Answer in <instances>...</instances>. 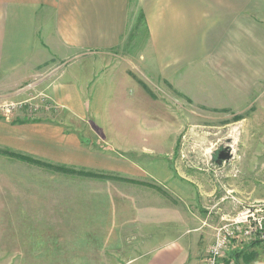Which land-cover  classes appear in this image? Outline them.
<instances>
[{
    "label": "rangeland",
    "instance_id": "1",
    "mask_svg": "<svg viewBox=\"0 0 264 264\" xmlns=\"http://www.w3.org/2000/svg\"><path fill=\"white\" fill-rule=\"evenodd\" d=\"M138 15L130 12L132 38L110 51L132 59L150 52L144 23L135 26ZM107 57L97 55V62ZM135 60L141 66L139 57ZM90 62L88 55L56 60L34 79L0 92V105H10L8 115L0 109V150L80 171L62 172L0 153V264H123L136 256L129 245L153 230L152 217L142 215L173 198L170 183L143 174L142 165L177 167L173 179L195 188L202 214L223 207L236 214L232 204L239 186L242 195H250L248 205L264 202V83L220 96L214 101L219 107L204 106L185 95L182 70L166 77L165 71L143 67L139 81L151 102L123 109L126 118L114 114L118 122L108 131L87 105L90 91L82 92L81 113L46 96L61 71L81 66L87 79ZM219 79L222 93L227 85ZM30 121L47 123L48 131L29 128ZM226 147L234 158L219 165L216 159ZM199 188L208 194L202 197ZM228 255L226 262L234 256Z\"/></svg>",
    "mask_w": 264,
    "mask_h": 264
},
{
    "label": "crops",
    "instance_id": "2",
    "mask_svg": "<svg viewBox=\"0 0 264 264\" xmlns=\"http://www.w3.org/2000/svg\"><path fill=\"white\" fill-rule=\"evenodd\" d=\"M130 12L139 13L133 18L135 26L142 21L149 35L150 52L137 54L141 66L133 61L138 57L110 51L132 38ZM102 54L108 56L106 61L97 62L96 56ZM85 55L92 60L87 79L81 76V66L61 71L49 82L46 96L59 107L81 113L86 106L82 92L90 91L87 105L108 131L118 122L114 114L126 118L123 109L151 102L139 81L143 67L165 71L166 77L182 70L185 95L204 106L219 107L222 104L214 101L220 96L264 83V0H0V92L34 79L48 63ZM220 77L227 85L222 93ZM25 124L36 131L49 128L43 121ZM140 168L157 182H169L173 198L152 215H142L152 217L153 230L138 234L140 239L137 236L129 245L138 254L123 264H206L215 229L248 205L250 195L234 187L236 214L230 215L226 207L217 214H202L195 188L173 179L177 167L160 163ZM198 191L202 197L208 194L206 189ZM228 254L234 255L233 264L234 259L264 264V240H233ZM251 254L254 258L245 262Z\"/></svg>",
    "mask_w": 264,
    "mask_h": 264
},
{
    "label": "built area",
    "instance_id": "3",
    "mask_svg": "<svg viewBox=\"0 0 264 264\" xmlns=\"http://www.w3.org/2000/svg\"><path fill=\"white\" fill-rule=\"evenodd\" d=\"M4 115L10 113V105H0ZM6 109L8 112H6ZM264 240V202L244 207L235 216L215 229L214 240L209 247L206 264H225L227 250L233 240Z\"/></svg>",
    "mask_w": 264,
    "mask_h": 264
},
{
    "label": "trees",
    "instance_id": "4",
    "mask_svg": "<svg viewBox=\"0 0 264 264\" xmlns=\"http://www.w3.org/2000/svg\"><path fill=\"white\" fill-rule=\"evenodd\" d=\"M2 149L3 150H0V153L3 154V155L11 156V154H12L16 158H20L22 160H25V161H28V162H32V163H38V164H40V165H42L44 167H47V168L57 169V170L62 171V172L73 173V174L80 172V171L73 170L71 168H67L64 165H52L51 163H47V162H43L42 163V161L37 160L35 158H32V157H30L28 155L19 154V153L13 152V151L5 149V148H2ZM234 258H236V257H234ZM253 258H254V254H251L250 256L245 257L244 259H245V262H248V261H250ZM232 259L227 260V262L225 261V263L226 264H231ZM234 260H236L237 264H240L239 263V259H238V261H237V259H234Z\"/></svg>",
    "mask_w": 264,
    "mask_h": 264
},
{
    "label": "water",
    "instance_id": "5",
    "mask_svg": "<svg viewBox=\"0 0 264 264\" xmlns=\"http://www.w3.org/2000/svg\"><path fill=\"white\" fill-rule=\"evenodd\" d=\"M233 158L234 155L232 150L229 147H226L219 152L216 162L221 165L223 162L230 161Z\"/></svg>",
    "mask_w": 264,
    "mask_h": 264
}]
</instances>
